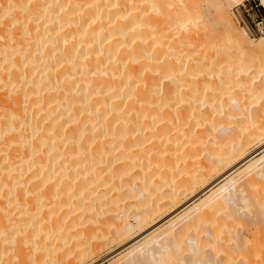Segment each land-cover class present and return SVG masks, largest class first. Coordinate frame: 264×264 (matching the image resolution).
Segmentation results:
<instances>
[{
  "label": "bare ground",
  "instance_id": "6f19581e",
  "mask_svg": "<svg viewBox=\"0 0 264 264\" xmlns=\"http://www.w3.org/2000/svg\"><path fill=\"white\" fill-rule=\"evenodd\" d=\"M240 1L0 0V264H264L235 227L264 219V152L232 175L264 142Z\"/></svg>",
  "mask_w": 264,
  "mask_h": 264
},
{
  "label": "rangeland",
  "instance_id": "374dc122",
  "mask_svg": "<svg viewBox=\"0 0 264 264\" xmlns=\"http://www.w3.org/2000/svg\"><path fill=\"white\" fill-rule=\"evenodd\" d=\"M184 1H186V4H187V1H189V0H184ZM195 1H198V4H200V3H204V2H202L203 0H195ZM253 3V2H256V3H258V2H260L259 0H243V2H232V4L230 5V9L231 8H234V9H237L238 11H239V13H240V15L242 16V18H244V20L245 21H247V22H249L248 21V19H250L251 18V15H249V14H247V11H245V9L243 8V4L242 3H246V5L248 6L249 5V3ZM189 3V2H188ZM222 5V4H221ZM203 8H204V10H205V12L206 11H208V7L206 6V5H204V4H202L201 5ZM249 12H256L255 14H259V15H261V14H264V6H262L261 4H258L257 6H254L253 7V9H251ZM252 14V13H251ZM211 22H213V20H211ZM224 23V22H223ZM225 24H227V22L225 23ZM214 42H215V40H211L210 42H206V44H205V47H206V45H209L210 43L211 44H214ZM209 43V44H208ZM214 45H216V44H214ZM217 46V45H216ZM207 49H210V47H206ZM250 51V50H249ZM257 50H252L251 49V53H255ZM264 56L261 58V59H259V61L257 60V61H252V63H250L251 65H245V66H248V69L245 71V72H247L248 70H256L257 72H258V79L259 78H262V75L264 74ZM249 61V60H248ZM263 68V69H262ZM263 70V71H262ZM260 71V72H259ZM261 74V75H260ZM236 75V74H235ZM233 75V78L234 79H236L235 80V84H233L232 86H231V88L233 87V90H234V88H235V90L236 89H239L240 88V85L241 84H243V82L242 81H244V78H241V77H243L242 75L241 76H239L238 77V75ZM236 78H235V77ZM238 78V79H237ZM240 79V80H239ZM236 81H238V82H236ZM240 84V85H239ZM255 85H257V84H255ZM238 86H239V88H238ZM257 86H259V85H257ZM255 87V88H257V90L259 89L260 90V88H261V86H259V87ZM258 90V91H259ZM261 91H262V89H261ZM261 95H262V93L261 92H259V100L261 99L262 100V102H261V100H260V102L259 101H257V104L258 103H263L262 104V106L264 107V93H263V96H262V98H261ZM262 107V108H263ZM262 111L264 112V109H262ZM264 114V113H263ZM264 118L262 117L261 119H260V121L259 122H261L262 120H263ZM263 122H264V120H263ZM264 141V140H263ZM264 145V142H257V143H253V144H251L249 147H248V149H247V153H246V157H247V155H252V153L254 154V157L253 156H249V157H247L245 160H243L239 165H237V167L235 166V169H234V171L231 173L232 175H234V173H239L238 175H240L241 177H243L242 179H244L245 177H247L246 175H247V173L245 172V171H243L245 168L244 167H246V165H247V163H249L250 161H252V159L251 158H253V159H255V158H257V156H260L263 152H264V150H259V148H261L262 146ZM264 149V148H263ZM262 151V152H261ZM243 159V158H242ZM240 161V160H239ZM236 163H238V161H234V162H232V164H230L231 166H233V165H235ZM229 165V167H231ZM244 168V169H243ZM224 171V170H223ZM222 172V171H221ZM221 172L219 171V172H217L218 174H213L211 177H210V179L208 180V182H207V184H205L204 186L203 185H201V186H199V187H197V189H195L196 190V195H195V197H189V199H186L185 201H184V203L178 208L179 210H176V211H173V212H171V213H169L168 215H166L165 217H163L161 220H159L158 222H156L155 223V225H159L160 224V222H162V223H164L166 220H168L170 217H172V215H174V214H176V213H178V212H180V211H183L184 209H186L187 207H189L191 204H193V203H195V202H199L200 201V199H202V198H204L207 194H209L211 191H213L214 189H216V188H218V186H221L223 183H225L226 182V180H227V176L226 177H224L223 179H220V180H218L214 185H213V190H211V189H205V191L203 190L204 188H205V186H207L210 182H212L213 180H215L220 174H221ZM231 174H229V175H231ZM228 175V176H229ZM258 180V181H257ZM256 181L258 182V184L259 185H262V186H260V187H258L259 189L260 188H263V189H261V190H263V192L262 193H264V180L263 179H257ZM263 181V183L261 184V182ZM257 184H255V186H256ZM202 186H203V188H202ZM216 187V188H215ZM251 187H250V185L243 191L244 192V194L245 195H243V197H246V196H248V193L250 192V191H255V190H257V189H250ZM247 189H248V191H247ZM258 189V190H259ZM201 190H203V191H201ZM211 190V191H210ZM258 190L256 191V192H258ZM261 190H259L260 192H261ZM199 191V192H198ZM255 193V192H254ZM252 194V193H251ZM250 193H249V195H251ZM253 195V194H252ZM193 199V200H192ZM187 203V204H186ZM186 205V206H185ZM223 208V207H222ZM222 208H221V210H222ZM228 208H229V206H228ZM228 208H226L227 210H228ZM223 209H225V208H223ZM220 210V209H219ZM221 210H220V212H221ZM229 210H230V208H229ZM228 210V211H229ZM231 211V210H230ZM230 211L228 212V214L230 213ZM174 212H176V213H174ZM219 212V211H218ZM223 212V211H222ZM246 212V211H245ZM173 213V214H172ZM172 214V215H171ZM221 214V213H220ZM227 214V213H226ZM228 214L227 215H225V212L224 213H222L221 215H217V216H228ZM171 215V216H170ZM230 215V214H229ZM167 216H168V219H166L167 218ZM242 218V217H241ZM239 219L240 221H237V224L235 225V227H236V229L237 230H240V228H242L241 229V231H246L247 229H248V227H245V226H248V224H250L249 226L250 227H252V229H259V227H260V229L262 230V231H264L263 229V227H264V219H263V221L261 222L260 221V223H258V222H249V221H245V217H243L242 219L244 220H242V219ZM164 219H165V221H164ZM247 220V219H246ZM242 221V222H241ZM239 222V223H238ZM158 223V224H157ZM161 223V224H162ZM239 224V225H238ZM242 224V225H241ZM244 224V225H243ZM253 225H255V226H253ZM259 225V226H258ZM258 226V227H257ZM245 229V230H244ZM127 246V245H126ZM126 246H124V247H126ZM118 249L120 250H122V249H124L123 247H120V246H118V245H114V246H112V248H106V249H103L102 251H100L99 252V254H97V255H95V256H93V257H91V258H89L84 264H109L111 261L113 262V260L114 259H116V257L118 256V254L121 252V250L120 251H118ZM105 250V251H104ZM111 254V255H110ZM108 256V257H107Z\"/></svg>",
  "mask_w": 264,
  "mask_h": 264
},
{
  "label": "built area",
  "instance_id": "2783aa9c",
  "mask_svg": "<svg viewBox=\"0 0 264 264\" xmlns=\"http://www.w3.org/2000/svg\"><path fill=\"white\" fill-rule=\"evenodd\" d=\"M242 4L245 11H247V14L251 15V18L248 19L249 22L245 21L243 18L245 24L249 27L250 31L255 35L264 33V14L259 15V14H255L256 12H249L251 9H253L254 6H257L258 4L261 3L253 2V3H249L248 6L246 5V3H242Z\"/></svg>",
  "mask_w": 264,
  "mask_h": 264
}]
</instances>
